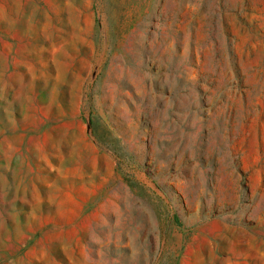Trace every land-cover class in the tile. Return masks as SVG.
I'll list each match as a JSON object with an SVG mask.
<instances>
[{
  "label": "rangeland",
  "instance_id": "obj_1",
  "mask_svg": "<svg viewBox=\"0 0 264 264\" xmlns=\"http://www.w3.org/2000/svg\"><path fill=\"white\" fill-rule=\"evenodd\" d=\"M0 264H264V0H0Z\"/></svg>",
  "mask_w": 264,
  "mask_h": 264
}]
</instances>
